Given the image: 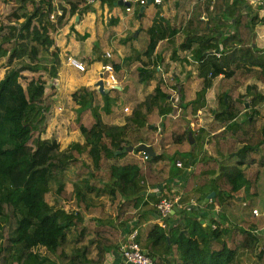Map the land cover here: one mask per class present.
Listing matches in <instances>:
<instances>
[{
  "label": "trees",
  "instance_id": "obj_1",
  "mask_svg": "<svg viewBox=\"0 0 264 264\" xmlns=\"http://www.w3.org/2000/svg\"><path fill=\"white\" fill-rule=\"evenodd\" d=\"M87 1L21 0L23 7L38 2L32 15L14 14L18 23L22 16L28 17L21 27L25 29L23 33L17 21L6 25L0 17V28L9 27L14 38L9 48L2 49L0 45V56L8 57L9 66L0 80V264H63L61 258H67L66 264H112L109 255L120 251L121 241L140 223L138 209L145 204L141 192L162 184L161 194L153 197L156 210L160 200L174 199L179 194L166 184L167 177L180 174L177 158L190 168L183 192L198 196L199 201L215 192L209 204L216 210L230 200H247L248 207L238 219L241 222L222 226L214 218L204 225L195 207L187 206L182 212L186 214L183 228L177 227L174 237L159 223L148 224L147 243L142 247L156 258V264H234L245 251L257 264H264V222H246V212L254 216L260 170L253 167L254 160L243 168V161L224 166L215 156L223 153L244 159L251 152L264 151V127L256 130L254 114L225 127L246 109L250 94V108L264 103V50L255 44V28L264 17L246 8V0H166L169 14L158 9L155 24L146 28L142 25L144 10L134 3L139 25L132 36H126V44L133 39L136 49L135 43L145 30L150 32L149 42L136 49L138 62L130 79L122 81L120 59L112 55L107 62L113 65L117 85L104 91L83 87L79 96L78 92L74 94L79 97L80 109L73 128L81 132L84 142H72L62 150L56 138L40 136L45 126L36 122L48 111L44 106L45 80L33 78L25 88L20 79L24 69L40 68L41 51L51 53L52 65L45 66V70L53 80L57 79L61 58L52 35L72 16L91 9ZM102 2L111 8H125L118 0ZM89 35L76 33V38L83 41ZM158 44L171 46L175 57L178 51L190 53L199 62L203 79L188 75L177 94L172 89L177 77L161 80L153 93L138 101V85L151 78L146 66L151 64ZM254 78L263 85L260 91L257 83H248L245 94L233 97L236 90ZM122 101L135 105L120 125L113 123V118ZM199 108H203L201 119L205 126L207 113L220 110L216 114L219 122L213 129L218 132L210 136L212 131H208L204 145L203 136L198 134L203 157L193 150L188 134H195L191 128L186 129ZM144 125L151 127L146 136L142 133ZM204 130L201 127V132ZM37 133L40 135L35 139ZM142 142L150 144L157 156L145 160L138 148ZM129 146L132 151L127 149ZM70 165L84 178L71 191L59 179L56 193L65 206H51L46 200L50 182ZM214 174L217 175L213 177ZM104 194L110 198L109 210L104 202L96 200ZM134 221L138 224L134 225ZM71 232L76 233V244L85 239L87 242L76 247L69 257L65 244L70 242ZM173 244H177V251L172 250ZM117 264L128 263L121 260Z\"/></svg>",
  "mask_w": 264,
  "mask_h": 264
},
{
  "label": "crops",
  "instance_id": "obj_2",
  "mask_svg": "<svg viewBox=\"0 0 264 264\" xmlns=\"http://www.w3.org/2000/svg\"><path fill=\"white\" fill-rule=\"evenodd\" d=\"M246 1H247L246 8L252 11V13L258 12L260 17L262 18L264 17V4L261 5L262 0H246ZM165 4L166 1L163 4V7H161L162 5H158L157 7L153 4H148L144 8V13H145L144 22L148 21L149 15L153 14L152 16H156L158 9H161L163 13L168 15L169 14L168 9H164ZM149 5H153V6L148 8ZM135 14H136L135 12L132 13L126 12L125 8H119V7L111 8L105 2L104 3L95 2L91 4V9L86 11L81 10L80 14L78 13L72 16L67 25H65L60 31L54 33L56 39V46L59 49V56L61 58V66L57 78L59 84L60 85L62 84V87L70 86L74 88L75 86L80 85L82 87H88L89 89L95 90L99 88V82L102 80L104 82V90L108 89V87L107 88L105 87L106 79L103 78L104 73L102 72V65L109 63L107 61L110 60V58H112V55L114 58L120 59V64H121L120 73L124 75L122 81H126L127 79H130L134 65L136 62H138L135 55H137L136 49L139 50L138 48L139 45L138 42L136 41L135 43L136 49H134L132 44L133 39H130V44H126L128 43L126 36L127 35L132 36V33L138 30V27L134 31L132 28L133 25L138 24ZM77 17H79L78 20ZM125 25H127L128 27L124 28ZM150 26L152 25L149 23L146 26V28H149ZM255 32H256L255 44L264 50V21H262L260 24L256 26ZM76 33H79L81 35H84L85 33H89L90 35L87 39L80 41L76 38ZM106 52H111L110 58H107L105 56ZM177 55H176L177 57L172 56L171 46L164 48L160 44L157 45L151 57V64H149V66H146V68H149L151 70V78L146 80L145 83L138 85V92H137L138 101L143 100L146 97V95L153 93L157 88V84L161 80H165L171 77H177L175 87L172 88L173 94H177V91L180 89L179 85L183 83V81L186 79L188 75H192L196 80L203 79V75L200 73L201 72L199 67L200 64L199 62L192 59L190 53L178 51ZM67 56H74L78 58L80 61H82L87 68L86 71H80L77 68L73 67L67 61ZM248 83H257L259 91L263 88V85L260 82H258L255 78L249 79L243 87L235 91L233 97H237L239 94H245L247 92L246 86ZM95 85L97 86V88L95 87ZM117 87H119L118 89H120V86ZM213 93L214 90H212V95ZM252 98H253V94L247 96L248 103H246V109L243 110L240 113V115H238L236 118L229 120L228 124L225 127H228L229 124H233L235 122L241 121L243 118H245L246 115H250V114H254V119L256 121V130H261V128L264 127V118H263L264 110L262 111V109L264 108V103L262 105L256 106L255 108H250L249 101ZM175 104L173 106L177 108V105ZM134 105L135 102L126 103L122 101L118 106L119 112L116 115H114L113 123L120 125L124 124L126 122V116L130 115ZM126 106L130 108V111L128 112L124 111L123 108ZM212 109H215V105H212ZM122 111H124V113ZM219 111L220 110L218 109L217 112ZM217 112L212 110L211 113H207L209 115L208 121H206L207 126L204 125V120L202 121L201 118L200 121H198L200 127L198 126V128H192L189 125L190 126L189 129L191 128V131H193V133L195 134V136L192 135V139H193L192 143H194L193 150H196L197 154L199 153L198 156L203 157V151H204V148L201 149L200 142L198 141L199 140L198 138H200L199 135L203 136L204 139H202L201 144L204 145L205 141L208 138V131L209 132L212 131L210 136L218 132V131L213 132L216 123L219 122L218 119H216ZM203 126L205 127V130L204 132H201V127ZM167 130H170V128H168ZM150 131H151L150 126L144 125L142 127L143 135L146 136ZM74 132H76L74 134V137H78V138L72 139V141L67 145V147L72 142H80V143L84 142V137L81 135V133L78 132V130ZM60 144H62L61 141ZM150 146H151L150 144L144 142L140 143V145H138L139 152H141V150L145 149L146 147H150ZM159 147L160 149L162 148L161 145ZM260 153H262L261 149L258 152L249 153L244 159L235 156L230 157L223 153H219L218 155L215 153V156H217L218 160L224 166L235 165L240 161L241 162L243 161L244 164H242V167L245 168L248 163L246 160L249 155H251L250 156L251 158L256 160L254 161L253 165L257 163L262 164V162L260 161L261 158ZM158 154H161V151ZM150 156L155 157L157 156V154L155 152L154 155H150ZM178 159L183 161V159L181 158H177L176 161ZM261 164H260L261 168L259 170L262 172ZM176 167L179 169L180 174L181 172H183L181 175L179 174L178 176L176 175L174 177L169 178L165 174V177H167L166 180L167 186L174 192L179 191V194H177V196L182 198L181 202L177 206L180 212L172 213L171 214L172 216L167 218L166 220L167 226L165 228L168 232H171L173 234V237H174L173 232L175 233L177 232V230L175 231L177 227L179 229L183 228V223H185L184 218L186 214L184 215V213L182 214V212L187 206L189 207L193 205L195 207L194 208V210L196 211L195 213L202 221H205L204 225L207 224L210 218H214L218 222H220L222 226H228L231 222L235 221V216H237L238 218L244 216L243 208L238 203L237 205L240 206L238 207L239 208L238 214L234 215L233 214L234 209L231 207H227V210L224 209V206L217 208V210L212 208L209 204L211 203L209 201L211 197L199 201L198 196L196 195L190 196L186 192H183V190L181 189L185 186V182L189 176L188 171L190 168L185 167L184 161H183V167H178L177 165ZM74 173L76 174V178L77 177L78 178L77 179L75 178L71 187L66 186L68 191L73 190L74 184L78 183L80 180L84 178V174H79L76 171ZM216 175L217 174H214L213 177H215ZM259 178H258V183H259ZM161 187L162 184L156 188H150V189L146 188L141 192L142 195L141 197L143 199V202L145 201V204L141 205V207L138 209L140 223L137 226V228L139 230L138 239L143 247L147 243V236H148V230H146V225L153 223H160V216L157 210L155 209V203H154L155 199L153 197H157L161 194ZM96 200H98L99 202H104L106 204V210H109L110 198L108 194L101 195L98 199L96 198ZM50 205L54 206L53 204ZM245 205H247V203H245L244 206ZM65 208L67 209L68 206H66ZM219 212H221L220 213L221 215L218 214ZM133 224L137 225L138 222L134 221ZM178 224H180V226H177ZM70 234L71 235L69 236V241L75 243L76 233L71 232ZM127 236L124 239V241L123 240L121 241V244L127 240ZM171 247L173 251L175 250L177 251V244H173ZM169 254L172 255L171 257H175L173 255L174 252L173 254L172 253ZM163 255L168 256L165 253H163ZM109 259H110L109 262H112V264H117L118 262H120L122 260L120 251H116V252L113 251L109 255Z\"/></svg>",
  "mask_w": 264,
  "mask_h": 264
},
{
  "label": "rangeland",
  "instance_id": "obj_3",
  "mask_svg": "<svg viewBox=\"0 0 264 264\" xmlns=\"http://www.w3.org/2000/svg\"><path fill=\"white\" fill-rule=\"evenodd\" d=\"M39 1V0H38ZM166 1V0H165ZM38 2H34V3H28L25 7L22 6L21 0H0V17L1 20L4 24L8 25L9 23H13L14 21L18 20L16 19L17 17L14 15L15 13L18 14H24L26 13L27 15H32L35 11V8L37 6ZM153 5H149L148 8L152 7ZM163 7V5L161 6ZM169 8V4H165L164 9H168ZM163 9V8H162ZM154 11V10H153ZM153 14L149 15L148 21L144 22L143 21V26L146 27L149 23L153 26L156 22V16H152ZM28 17H24L22 16V18H20L19 20V25H17L18 27H22V25L25 23V21L27 20ZM73 20V19H71ZM34 22L36 23V20H34ZM1 25V22H0ZM13 25V24H11ZM139 23L136 25H133V31L138 27ZM128 27L127 25H125L124 28ZM114 28V27H113ZM24 27L21 28V32H24ZM137 31V30H136ZM11 29L9 27H4V28H0V45L2 49L5 48H9L12 45V39L10 34H11ZM52 37L54 38L55 41V47L56 46V39L54 34L52 35ZM10 38V40H9ZM149 38H150V32L146 31L145 32H141L140 33V38L138 39V45H143V47H146V45L149 42ZM12 40V41H11ZM11 41V42H9ZM19 42V40H17ZM29 41V40H28ZM58 48V47H57ZM144 51V50H141ZM101 53V52H100ZM39 60L38 61V66L40 68H38L37 70H33L32 68H26L24 69V71L22 72V77L20 79L22 85L27 88L28 83L30 82L31 79L33 78H40V79H44L46 82V99H45V103L44 106L48 109V111L42 115L41 119L38 120L36 122H38L41 126H45V130L44 132L41 133H37L35 135V139L38 138V136H42L43 138H56L57 140L59 139V142L61 141L62 144L61 145V149L65 150L67 149V145L72 141V139L74 138H78V137H74V134L76 132V130H74L73 128V124L75 122L78 121V111L77 109H80V104L77 102L79 100V97L75 98V93L78 92V96L79 93L83 92V87L80 85L75 86L74 88L72 87H62V84L60 85L59 82L56 80H53L49 74V72L47 70H45V66H49V68L52 65V60L53 57L51 55L50 52L47 51H41L40 52V56H39ZM69 59V56H67V61ZM7 61H8V57H3L0 56V80L4 77V75L6 74L9 66L7 65ZM26 61V60H25ZM28 63H30L27 60ZM36 67V65L34 66ZM60 69V68H59ZM87 69V68H86ZM58 78V77H57ZM104 79H108L107 75L104 74ZM109 86V84L106 82L105 83V87L107 88ZM260 86V84H259ZM95 87L97 88V86L95 85ZM80 91V92H79ZM97 103V102H96ZM98 104V103H97ZM177 105V104H175ZM264 118V117H263ZM80 132V131H78ZM81 133V132H80ZM261 158L260 161L262 162V172L259 178V183H258V190H259V196L258 198H256L255 200V207L252 209V212L254 211V209L258 210V215H254L253 217L249 214V212H246V216H248V219L246 220L247 223H253L256 221L259 222H264V151H262V153H260ZM251 155L248 156L247 158V162L251 161L253 158L250 157ZM253 156V155H252ZM254 160V159H253ZM256 161V160H254ZM260 164L261 163H257L255 165H253V167H258L260 169ZM75 166L74 165H70L67 166V168L65 169V172L63 175L59 176L58 179H55L56 181H51L50 182V192H48L46 194V200L49 204H53L54 207H60V206H65L64 201L62 200L61 197H59L56 193V188H57V182L58 180H62L65 185L67 187H71L72 183L74 182L75 178H76V174L75 172ZM78 178V177H77ZM76 178V179H77ZM212 202V201H210ZM247 200H242V201H235V200H230L227 201L226 204L224 205V209L227 210V207H231L234 209L233 214L237 215L238 214V207H242L243 209H246V207H248L247 205L244 206L245 203H247ZM240 204V206L237 205ZM244 203V204H243ZM58 205V206H57ZM250 209H248L247 211H249ZM254 214V212H253ZM239 218L237 216H235V221H233L234 223L240 220H238ZM231 222V223H233ZM241 222V221H239ZM244 224V223H243ZM246 225V224H244ZM87 240H83L81 241V243H86ZM81 243L79 244H75L72 242H68V244H65V251L68 253L69 257H71L74 253V250L77 246H80ZM40 251H44V248H41ZM66 260L67 258H61V262L63 264H66ZM12 264H16V263H12ZM234 264H257L255 262V259L253 256H251L250 254H248L246 251L242 252L238 258V261H236Z\"/></svg>",
  "mask_w": 264,
  "mask_h": 264
},
{
  "label": "built area",
  "instance_id": "obj_4",
  "mask_svg": "<svg viewBox=\"0 0 264 264\" xmlns=\"http://www.w3.org/2000/svg\"><path fill=\"white\" fill-rule=\"evenodd\" d=\"M129 2L128 5L125 6V10L128 13H132L135 10L136 5L134 3H139L141 6H145L148 4V0H124ZM95 2H102V0H88V4H93ZM133 3V4H132ZM165 0H152L153 5H163ZM264 4V0H262L261 5ZM61 13V12H60ZM105 56L107 58L111 57V52H106ZM68 62L75 68L80 71H86L85 64L80 61L78 58L74 56H69ZM102 72L107 75L106 82L109 84L108 88H113L117 84V78L114 73V68L111 63H106L102 65ZM125 112L130 111L128 106L123 108ZM181 110V108H179ZM203 108H199L195 115L194 119H192L189 123L192 128H198L200 125L198 121L202 118ZM199 124V125H198ZM141 154L143 158L149 159L150 154L144 150H141ZM176 165L178 167H183V161L178 159L176 161ZM180 197L177 196L174 199L171 198H164L160 200L158 204H156V208L158 210L160 216V225L166 227L164 220L169 217L172 212H174V207L179 205ZM209 201H212L211 199ZM254 215H258V210L254 209ZM139 230L136 228L131 233L128 234L127 240L123 242L120 246L122 260H124L128 264H156V258L150 254L146 249H144L141 243L138 240Z\"/></svg>",
  "mask_w": 264,
  "mask_h": 264
},
{
  "label": "water",
  "instance_id": "obj_5",
  "mask_svg": "<svg viewBox=\"0 0 264 264\" xmlns=\"http://www.w3.org/2000/svg\"><path fill=\"white\" fill-rule=\"evenodd\" d=\"M152 3V0H148V4H151ZM118 4L119 5H128L129 4V2H127V1H124V0H118ZM144 6H142L141 7V11H143L144 10ZM79 19V17H77V20ZM99 89H100V91H104V82L101 80L100 82H99ZM248 105V104H247ZM190 125V123H189V121L187 122V127H186V129L187 130H189V126ZM189 138L191 139V143L193 142V139H192V133L190 132L189 133ZM129 151H132L133 150V147L132 146H129L128 148H127ZM144 151H146V152H148L150 155H154L155 154V152H154V149L150 146V147H146L145 149H143ZM215 195V192H212L210 195H209V197H213ZM175 212H180L179 211V208L177 207V206H175L174 207V212H172V213H175Z\"/></svg>",
  "mask_w": 264,
  "mask_h": 264
}]
</instances>
